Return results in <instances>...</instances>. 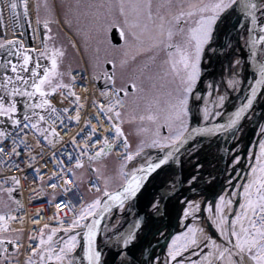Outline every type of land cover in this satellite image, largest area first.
Returning a JSON list of instances; mask_svg holds the SVG:
<instances>
[{
  "label": "snow or ice",
  "instance_id": "obj_1",
  "mask_svg": "<svg viewBox=\"0 0 264 264\" xmlns=\"http://www.w3.org/2000/svg\"><path fill=\"white\" fill-rule=\"evenodd\" d=\"M5 7L13 30L20 26L21 17L31 28L28 0H5ZM40 7V3L35 5L37 13ZM43 7L48 8L46 0ZM98 7H107L111 14L113 5ZM117 7L118 15L123 17L122 23L113 18L101 25L100 13L94 12L93 16L97 28H102L103 42L122 53L120 66H127L147 52L154 53L149 57L152 63L161 52L165 56L155 72L144 76L152 82L157 95L138 97L145 102L138 119L154 127L137 129L138 134H147L148 138L140 140L135 152L129 150V141L122 130L125 122L122 110L129 96L126 84L131 82L133 93L143 89L132 78L118 87L115 61H105L112 65L113 71L102 73L105 85L99 90V97L104 103H97L95 97L89 99L86 86L82 93L76 91L77 77L71 70L60 71L65 53L49 46L55 39L50 27L54 21L41 22L37 16L38 27L32 36L39 47H28L23 39L17 38V35L23 37V32L13 31V38L0 40V53H3L0 57L3 59L0 64L3 69L0 75V193L7 196V200L0 199V264H14L13 254L18 255L22 250V264H109L108 253L112 251H115L117 264H160L159 257L153 259L147 246L141 247L138 256L128 250L150 213H145L143 219L137 213L126 231L120 230V216L114 224L105 218L116 215L117 208L121 213L133 209L135 198L149 176L171 160L179 164L181 149L198 135L225 137L217 145L216 158L223 160L221 153L231 152L228 156L231 163H226L225 169L237 172V176L225 178L227 187L221 185L213 195V203L206 207L198 201H184L188 205L184 208V216H191L198 223L200 218L196 213H208L206 219L218 238L214 239L204 228L186 225L185 230L172 235L170 241L166 240L164 264H264V112L256 120L257 147L247 149L246 165L238 151L243 121L251 122L256 116V104L264 103V0H178L175 6L172 0H161L155 13L152 0H119ZM232 19L236 23L224 32L223 41L218 45L224 55L236 49L237 58L230 62L231 76L223 92L212 91L214 84L221 83L212 77L201 88L199 82L207 74L203 55L209 49L211 55L217 54L212 46L221 29ZM41 23L43 34L39 31ZM0 26L7 27L2 10ZM113 29H118V36L114 35L113 39L122 40V44H113L108 38L107 33ZM177 36L181 37L180 42H174ZM237 40L241 42L240 47L236 46ZM33 54L35 63H32ZM41 60L46 64L42 65ZM249 63L254 72L246 74ZM147 68L148 64H144L134 70L133 75L135 71L144 75ZM65 75L67 83L63 80ZM100 76L101 73H93L92 78L98 80ZM157 82H160V89L156 87ZM167 85L175 87L161 91ZM57 91L61 95L60 103L67 106L57 107L51 102L52 94ZM240 93L243 95L238 100H230V96ZM200 101H203L202 106ZM89 103L92 111L85 115ZM18 104H22V110ZM218 118L223 122H218ZM72 122L77 126V131L67 141L72 151L61 152L60 156L67 159H60L56 148L66 143L64 136ZM29 136L31 143L27 139ZM229 143L230 148L224 147ZM146 149H155L158 155L153 158ZM193 150L195 148L189 151ZM114 151L120 161L116 173L119 183L112 187L113 178L105 176L97 165ZM45 159L58 171L41 166ZM138 159L144 162L131 167ZM17 160L32 169L34 183L40 182L41 186L31 189L33 193H42L46 186L53 194L47 201L52 215L42 225L39 219L31 218L34 227L27 232L26 239L23 229H13L11 225L24 221L23 216L14 214L24 208L20 199H14V194L21 189L22 179L28 177L5 174L12 169L23 172ZM199 167L202 166L197 165ZM241 167L245 169L243 176L239 175ZM89 169L95 180H89L88 191L95 195L85 200L78 184L83 173L78 175V172ZM175 175L173 172L174 179L151 202L152 211L159 213L161 197L167 199L176 192L180 181ZM198 179V176H191L187 184L194 186ZM215 183L213 177L210 184ZM233 184L235 188L231 187ZM57 199L59 202L54 203ZM9 203L15 208H10ZM41 211L38 209L37 215ZM51 221L55 226L50 225ZM10 233L16 234L14 238H8ZM99 234L102 236L98 242Z\"/></svg>",
  "mask_w": 264,
  "mask_h": 264
},
{
  "label": "water",
  "instance_id": "obj_2",
  "mask_svg": "<svg viewBox=\"0 0 264 264\" xmlns=\"http://www.w3.org/2000/svg\"><path fill=\"white\" fill-rule=\"evenodd\" d=\"M236 20L232 19L229 21L227 25H225L224 32L230 29L232 24H235ZM243 27V25H241ZM25 37L28 43L31 45V31L28 26V23L25 22ZM223 33H219L216 38V43L212 46L216 49V55L209 56V60L205 61L206 64L203 63V68L206 71V75L203 80L199 82V87L202 88V82L206 77L209 76L211 70L219 66V62L226 58L223 53L220 52L218 45L223 41ZM19 34V33H18ZM118 36V32L113 29L111 32V37L114 42H118V39H113V36ZM220 36V37H219ZM236 40V37H233ZM242 55H246L243 53ZM3 56V53H0V57ZM227 61V60H226ZM1 64L3 63V59L1 58ZM254 72L251 64H248V67L245 69L246 74H251ZM3 73V69H0V74ZM247 83V79L244 80ZM98 85L100 87L105 85L104 79L99 80ZM122 95V92L120 93ZM243 95V93L237 94L236 96H230V100L235 102L239 99V96ZM17 99H20L19 97ZM202 102L200 104L202 106ZM18 108L22 110V104L18 105ZM232 110L231 107L228 109ZM264 110V103L258 102L255 106L256 116L253 117L252 121L249 122L245 119L242 123L243 128V137L241 139L238 151L242 155L243 164H247V149L257 147L256 144V130L258 128V124L256 122L257 118ZM22 115V111H21ZM191 122V121H190ZM218 122H223L218 118ZM193 126H195L194 122ZM11 126L9 125V128ZM225 139L224 136H219V138L212 137L210 135L203 136H194L192 137L184 148L181 149L180 153V163L177 164L174 160L169 161V163L165 166H162L161 169H158L156 172L152 173L148 180L144 182L142 185V190L138 193L136 199V205L133 209H129L125 213L124 226L120 229L121 231H126L129 227L130 222L132 221L133 216L139 213L140 218L143 219L145 213H150L147 223L144 224L143 229L137 233L136 241L129 246V252L133 255L138 256L140 253V249L143 246L148 247V251L153 253V259L155 254L162 252L166 247V240L169 241L171 236L178 229V221H179V210L180 207L184 206L185 200H195L201 198L202 207H205L207 201L213 203V195L217 192L221 185L227 187L224 183L225 178H234L237 176V172H233L225 169V164H230L231 162L228 160V156L232 155L231 152L221 153L223 155V160H218L216 158L217 145L220 144ZM224 147L230 148L231 144H225ZM195 148L193 151H189ZM147 152L153 155L155 158L158 155L157 150L149 149ZM197 165H201L202 167L197 168ZM245 169L241 167L239 169V175L243 176ZM173 172H175V179L180 182L176 185V192L171 195L169 198L164 199L161 197L160 204L161 208L159 213L152 211L151 202L155 201L156 196L164 190L166 184H168L173 177ZM171 175V179L164 180L165 177ZM191 176H198L199 179L196 181L194 186H189L187 184V179ZM215 177L216 183L210 184L211 179ZM235 184L231 187L234 188ZM18 191L14 194L16 196ZM180 203V204H179ZM179 204V205H178ZM234 206L237 204L234 203ZM117 209L115 210V212ZM200 216L203 217V211L200 212ZM113 217V216H112ZM112 217H106L105 219H110ZM124 217V215H123ZM208 228L211 230L214 236L216 232L213 231L210 224L207 223ZM163 234V236L161 235ZM100 234L98 235L99 238ZM115 247V246H113ZM11 249V247H9ZM154 250V251H153ZM107 251V249H105ZM110 258L108 260L109 264H115V251L109 252ZM145 258H147V254H145Z\"/></svg>",
  "mask_w": 264,
  "mask_h": 264
},
{
  "label": "rangeland",
  "instance_id": "obj_3",
  "mask_svg": "<svg viewBox=\"0 0 264 264\" xmlns=\"http://www.w3.org/2000/svg\"><path fill=\"white\" fill-rule=\"evenodd\" d=\"M39 1L42 7H40L39 13H36V16H39L41 22L45 19L54 21V23L50 24V27L55 39L49 42V46L58 47L65 53L60 64L61 72L67 73L69 70L81 67L82 65L89 67L90 70L92 69L102 71L105 61L111 59L115 61L117 65L115 71L117 73L116 83L118 87L122 84H125V81H128L130 78H132L136 79L138 87L143 89L141 92L133 93L131 88V90L128 91L129 96L126 100L125 108L122 110L124 112L123 120L125 121L122 124V127L130 143L129 150L135 152L140 140L148 138L147 134H138L137 129L145 126L154 127L147 121L142 122L138 119V116L145 109L144 100L138 99V97H146L149 95L155 97L157 95V92L152 89V82L145 79L144 76L157 70V66L160 64V61L165 58L164 53L161 52L159 56H157L155 63H152L149 60V57L153 56L154 53L147 52L137 56L135 61H130L127 66L123 68L120 66V60L123 58L122 53L110 48L106 43L103 42L102 28H97L95 18H93L94 9L99 12V8H101L99 12L101 25L107 23L113 18L119 19L122 23L123 17L118 15L117 5L119 0H66V4L69 5V8L59 10L60 13H58L57 9H54L50 5L51 0H46L48 5L47 9H49V12L46 14V8L43 7L44 0ZM177 2L178 0H172L174 6L177 4ZM158 3H161V0H152L154 13ZM108 4L113 5L111 14H109L107 7H98L100 5ZM89 5L92 7H89ZM87 15H90V17H87ZM64 20L68 21L69 23V25H67L69 26L67 31L70 29L69 36L63 31L61 27L62 25L60 24V22L64 24ZM70 36L74 38L73 41H71L69 38ZM107 36L109 38V32L107 33ZM180 40V38L178 41L174 39V42H180ZM122 43L123 41H121L119 44ZM73 45H75V47H73ZM93 62H100V64L95 65ZM144 64H148L145 74L140 75L139 71H135V76H132L134 74V70H138ZM111 70L113 71V69ZM63 80L64 82L67 80V75L63 77ZM127 84L131 85V82H128ZM156 87L157 89H160V82H157ZM168 87H175V85H167L164 89H161V91L167 90ZM160 99L162 101L163 97H160ZM133 116H136L137 119H132ZM119 162L120 161L115 159L112 155H109L107 158L102 159L97 165L101 167L102 173L105 176H111L113 178V183L111 185L112 187H115L116 183H119V180L116 178L117 165ZM139 163V160H137L135 164H131V167L137 166ZM101 186H103L102 182ZM3 195V193H0V199H3ZM187 225H193V223ZM201 228H204L205 231L210 235L206 227L201 225ZM185 229L186 226L183 230ZM15 235V233H10L9 238H14ZM196 258L197 257H193V259Z\"/></svg>",
  "mask_w": 264,
  "mask_h": 264
},
{
  "label": "bare ground",
  "instance_id": "obj_4",
  "mask_svg": "<svg viewBox=\"0 0 264 264\" xmlns=\"http://www.w3.org/2000/svg\"><path fill=\"white\" fill-rule=\"evenodd\" d=\"M37 3H40V1L39 0H28L29 13H30L29 19L31 21V28H32L31 31H32V33H33V30L34 29H37V27H38L37 24H36V20H37L36 13H37V11H36V8H35V5ZM50 5L53 8H55L56 3L54 2V0L50 2ZM56 9H57V7H56ZM0 10H2V13H3L4 25L7 26L6 28L4 26H0V38H2V39H11V38H13V31H15L16 34L23 32L24 33V36L23 37H20L19 35H17V38L23 39L24 43L25 42H28L27 39H26V37H25V30H26V28H25V20H24V18L21 17L20 26L17 27V28H15V30H13L12 20L9 17V13H8L6 7H5V0H0ZM22 20L24 22V25H22ZM10 21H11V25H10ZM64 21H66V20H64ZM60 24L62 25L61 27H62L63 31L66 32L68 34V36H69L70 29H68V31H67V28H69V26H67V25L65 26L61 22H60ZM10 26H11V28H10ZM39 31H40L41 34H43L41 25L39 26ZM220 32L223 33L224 32V29H221ZM30 38H31V45H29V46L27 45L28 47H39L40 46L38 42H34L33 41V36L32 37L30 36ZM69 38L71 39V41H73V39H74L71 36ZM240 44H241V42H240ZM25 45H26V43H25ZM0 62H1V59H0ZM76 71H79V72L81 71L83 73V75H84L83 80H80L81 79L80 76L73 75V76H78V79L76 81V83H77L76 91L79 92V93H82L83 92V88L86 86L88 88V93L87 94H88L90 100H91V98L95 97L98 102L101 101V102L104 103L103 98L102 97H99V89H97V87H96V81L92 78L93 77V71H92V69L90 70L89 67H87V66L85 67L83 65V66H81L79 68V70L76 69ZM81 72L79 73V75L81 74ZM229 75L231 76V73ZM225 86H226V80L223 83V87L219 88L217 91L223 92ZM60 100H61V95L58 94V91H57V92H55V96H53L51 98V102L54 105H56L57 107L67 106L66 104H63L62 105L60 103ZM90 107H91V104H90ZM263 112H264V110H263ZM104 126L106 128L108 127V125L106 123H105ZM74 128H77V126L74 124V122H72V124L69 126V130H68L67 135L64 136V139H65L66 143H63V144L70 143V142H67V141H69L71 135L77 131L76 130L75 132L72 133L71 131ZM57 131H60V129L57 128ZM27 139H28L29 143L32 142L31 136L27 137ZM57 146H61V144H58ZM37 159L39 160L40 157L38 156ZM16 162L18 163L19 161L17 160ZM23 166L24 165L20 164V167L23 169V172L22 173H17V171L15 173H13L11 171L10 174L23 175V176H27L28 177V179H26V180H23L22 179V181H21L22 187L18 191V194L16 196H14V199H20L23 202V205H24L23 211H28L29 214H30V213L34 212L35 210L40 209V206L37 205V203H40V200H42V199H40V197H38L36 195V193H33L31 191V189L35 188V184L38 181H36L34 183L33 182V173L27 171L26 168H25V166L24 167ZM41 166H46L49 171H51V170L58 171V169L53 168V166L51 164L47 163V159H45V161L43 162V165H41ZM5 167H7V165ZM52 195L53 194L50 193L48 195V198L51 199L52 198ZM9 207L14 209L15 208V205L11 204V205H9ZM41 210H42V207H41ZM23 211H19V212H23ZM182 211H183V208H182ZM180 215H181V213H180ZM181 222L184 223V224H186V225L187 224H190V223H193V225H194V223H195L193 221V218L191 216L182 218V220L181 221L179 220L178 223L181 224ZM195 226L199 227L198 224L195 225ZM33 227H34V225H33ZM183 228H181V229H183ZM158 257H159L160 264H164L165 255L161 253ZM109 258L110 257H108V260H109ZM21 260L22 259L16 260L14 262V264H22L21 263Z\"/></svg>",
  "mask_w": 264,
  "mask_h": 264
},
{
  "label": "built area",
  "instance_id": "obj_5",
  "mask_svg": "<svg viewBox=\"0 0 264 264\" xmlns=\"http://www.w3.org/2000/svg\"><path fill=\"white\" fill-rule=\"evenodd\" d=\"M81 72V71H80ZM79 71H74L72 73V75H78L80 76V80H83L84 78V75L83 73L81 72V74L79 75L80 73ZM78 76L77 79H78ZM97 103H103V102H98ZM92 111V108L90 107V103L87 105V110L86 112L84 113L85 115H87L88 112H91ZM103 119V118H102ZM77 130V128H74L72 129V133L75 132ZM69 151L71 152L72 151V147L70 145V143L68 144H61V146H57L56 148V151H57V157L60 158V159H67L66 156H60V153L63 152V151ZM114 153L116 154V152L114 151ZM19 161V160H18ZM22 165H24L23 163H21L20 161L18 162ZM6 166V165H5ZM25 166V165H24ZM23 166V167H24ZM27 171L31 172L32 173V169L31 168H28V167H25ZM13 173L16 172V169H13L11 170ZM5 174H9L10 173H5ZM41 186L40 185V182L38 181L36 184H35V188ZM88 186H89V183H88ZM44 187V191L42 193H36V195L38 197H40V203H37V205L40 206V209L42 207V211L37 215V210H35L34 212L30 213L28 211H23V212H15L14 214L17 215V216H24V221L22 223V228L24 230V233H25V239H26V235H27V232L33 227L32 225V222H31V218H35V219H39L41 221V225L44 223V222H47V219L49 216L52 215V208H50L47 204V201L49 200L48 198V195L50 193H52L50 190L47 189L46 186H43ZM39 201V200H38ZM59 202V199H57L54 203H58ZM19 222V221H18ZM21 223V222H20ZM51 226H55V222L54 221H51L49 222ZM20 257L24 256V253H23V250L21 251V253L19 254Z\"/></svg>",
  "mask_w": 264,
  "mask_h": 264
},
{
  "label": "flooded vegetation",
  "instance_id": "obj_6",
  "mask_svg": "<svg viewBox=\"0 0 264 264\" xmlns=\"http://www.w3.org/2000/svg\"><path fill=\"white\" fill-rule=\"evenodd\" d=\"M51 1H53V0H51ZM54 2L56 3V6H55V8L54 9H56V7H57V12L58 13H60V11L59 10H62V9H68L69 8V5L68 4H66V0H54ZM103 8V7H102ZM100 10H101V8H99V12H100ZM97 10L96 9H94V12H96ZM47 12H49V9H46V11H45V14L47 13ZM98 12V11H97ZM87 17H90V15H87ZM94 18V17H93ZM88 19V18H87ZM72 22V21H71ZM64 23V25L66 26V25H68L69 23L67 22H63ZM71 24H73V23H71ZM10 25H11V21H10ZM22 25H24V22H23V20H22ZM74 25V24H73ZM72 25V26H73ZM10 28H11V26H10ZM41 28H42V32H44V28H43V24L41 23ZM179 38L181 39V37H179V36H177V37H175V40L176 41H178L179 40ZM0 40H2V38H0ZM1 59V58H0ZM230 62L231 61H233V58L232 59H230L229 60ZM230 62L228 63L227 62V65H226V63H225V65H224V72L223 71H220V70H215V71H213V72H211V73H215L214 74V78H215V80H217V81H219V77L220 76H222L223 77V73H224V77H226L227 79L230 77V73H231V70H230ZM32 63H35V54H33V60H32ZM40 63L42 64V65H45L46 64V61L45 60H41L40 61ZM93 64H95V65H97V64H100V62H93ZM110 65V68L112 69V65L111 64H109ZM110 69V71H112ZM106 71V70H105ZM3 74V73H2ZM2 74H0V75H2ZM41 74H42V72H41ZM132 76H135V75H132ZM127 85H130V84H127ZM215 85H217V84H215ZM141 97V96H140Z\"/></svg>",
  "mask_w": 264,
  "mask_h": 264
}]
</instances>
